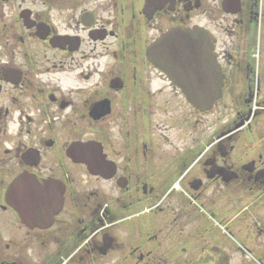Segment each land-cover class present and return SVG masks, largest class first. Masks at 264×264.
Returning a JSON list of instances; mask_svg holds the SVG:
<instances>
[{
	"label": "flooded vegetation",
	"instance_id": "obj_1",
	"mask_svg": "<svg viewBox=\"0 0 264 264\" xmlns=\"http://www.w3.org/2000/svg\"><path fill=\"white\" fill-rule=\"evenodd\" d=\"M175 28L210 35L209 110L156 67ZM263 233L264 0H0V264H231Z\"/></svg>",
	"mask_w": 264,
	"mask_h": 264
},
{
	"label": "water",
	"instance_id": "obj_2",
	"mask_svg": "<svg viewBox=\"0 0 264 264\" xmlns=\"http://www.w3.org/2000/svg\"><path fill=\"white\" fill-rule=\"evenodd\" d=\"M156 48L164 53L155 63L186 94L195 107L206 110L220 95L221 83L211 53L210 36L199 30L173 29L163 36ZM70 155L83 161V145L75 144ZM99 173L96 168H90ZM20 180H15L8 194L18 200Z\"/></svg>",
	"mask_w": 264,
	"mask_h": 264
},
{
	"label": "rangeland",
	"instance_id": "obj_3",
	"mask_svg": "<svg viewBox=\"0 0 264 264\" xmlns=\"http://www.w3.org/2000/svg\"><path fill=\"white\" fill-rule=\"evenodd\" d=\"M263 235V239H264V233L262 234ZM248 248L250 251L253 250L252 247H250L248 245ZM260 251L258 250H254V252L252 254L249 255V250L246 251L245 249H241L239 251V254H238V259L235 258V260L231 263V264H264V243L262 244ZM243 250V251H242ZM241 252H246L245 255L246 257L244 258L242 256V253Z\"/></svg>",
	"mask_w": 264,
	"mask_h": 264
}]
</instances>
